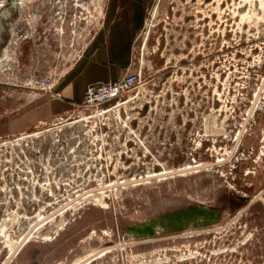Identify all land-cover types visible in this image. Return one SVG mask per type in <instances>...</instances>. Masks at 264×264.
<instances>
[{
	"label": "rangeland",
	"instance_id": "rangeland-1",
	"mask_svg": "<svg viewBox=\"0 0 264 264\" xmlns=\"http://www.w3.org/2000/svg\"><path fill=\"white\" fill-rule=\"evenodd\" d=\"M0 36V263L36 216L101 183L229 158L82 198L10 264L217 228L264 190V87L233 152L263 81L264 0H0ZM133 74L127 93L86 103ZM89 264H264V203Z\"/></svg>",
	"mask_w": 264,
	"mask_h": 264
},
{
	"label": "bare ground",
	"instance_id": "bare-ground-1",
	"mask_svg": "<svg viewBox=\"0 0 264 264\" xmlns=\"http://www.w3.org/2000/svg\"><path fill=\"white\" fill-rule=\"evenodd\" d=\"M263 80V81H262ZM262 82L259 83L258 87L256 88L255 92H254V96H253V99H254V102H252L253 106L251 107V109H248L247 110V119H245V124L247 121H249V118L251 117V114L254 110H256L258 107H259V103H260V95L262 93V90H263V87H264V75L261 79ZM245 124L243 126V128L237 132L236 136H235V142H236V147L240 141V139L242 138L243 136V131H244V127H245ZM36 133V132H35ZM34 135V134H33ZM77 138V137H76ZM235 145V144H234ZM234 147V146H233ZM236 147H234L236 149ZM231 150H229L226 154V156H228L230 154ZM234 152V151H233ZM231 155H232V152H231ZM230 156V155H229ZM224 157H221V158H218L217 162H222L224 161V159H222ZM204 163L202 162H198L196 164H188L187 166L185 167H182L180 168V170H190V169H194L196 167H200V166H203ZM178 169V168H177ZM173 171H176L174 169H164L163 171L161 172H154V173H150V174H146V175H141V176H138V177H132L130 179H124V180H121V181H115V182H112V183H109V182H106V183H101L99 184L98 186L96 185L97 188L101 189V190H104V189H110L118 184H121V183H127V182H130V181H138V180H141V179H151L152 177H159L158 180H164L166 178H164L165 175H167L168 173H171ZM198 171H194V173H197ZM192 173V172H191ZM188 173L186 174H183L181 176H184V175H187ZM186 177V176H185ZM170 179V178H169ZM159 182V181H158ZM139 185V184H138ZM103 192V191H102ZM84 191H78L73 197H70L68 198L67 200H65L64 202L58 204V206L56 208H54L53 210L56 211L57 209L61 208V207H64L60 214H63L65 213L66 211H68L69 209H71L73 207L72 202L80 197V195H83ZM105 195V194H104ZM91 196V195H89ZM88 197V196H86ZM85 198V197H84ZM91 198V197H90ZM89 198V199H90ZM93 198V197H92ZM253 198V197H252ZM94 199V198H93ZM99 200V199H98ZM260 201V200H259ZM262 203H264V196H262V199H261ZM90 202V201H89ZM103 202V201H102ZM95 205V204H93ZM103 205V204H102ZM98 206V205H97ZM104 206V205H103ZM73 209V208H72ZM53 212V211H52ZM51 213V212H50ZM50 213L48 214H39L38 216H36L35 220L30 224L28 230L22 234L13 244V247L10 249V252L6 255L5 259L0 263V264H8V262L10 261V259L12 258V256L19 250V248L24 244H27L30 242V240L32 239V235L33 233L38 230L41 226H43L44 224L48 223L49 221L45 222L46 221V217L48 215H50ZM52 220V219H51ZM38 226V227H37ZM37 227V228H36ZM36 228V229H35ZM42 228V227H41ZM35 230V231H34ZM34 231V232H33ZM36 238V237H35ZM23 245V246H24ZM120 245V244H118ZM108 246L106 247H103L101 249H97V251H94L92 252L91 254H88L87 256L83 257L82 260L76 262V264H89V263H84L86 262L87 259H90L91 257H93L96 253H100L101 251H105L104 249H106ZM111 251H106L105 253L101 254L100 256H98L96 259L98 258H101L103 257L104 255L110 253Z\"/></svg>",
	"mask_w": 264,
	"mask_h": 264
},
{
	"label": "water",
	"instance_id": "water-1",
	"mask_svg": "<svg viewBox=\"0 0 264 264\" xmlns=\"http://www.w3.org/2000/svg\"><path fill=\"white\" fill-rule=\"evenodd\" d=\"M235 147H236V145H235ZM234 150H235V148L233 149V151ZM228 159L229 158L225 159L222 162H217L216 161V162H213V163L204 164L203 166L196 167V168L190 169V170H180V169H178L176 171H173L171 173H168L167 175L164 176V178L181 176L183 174L191 173V172H194V171H201V170H205V169L214 168L216 166H219V165L224 164L226 161H228ZM158 179H159V177H152L151 179H141V180H138V181H130V182H127V183L118 184V185H116V186H114V187H112L110 189H118V188H124V187H127V186H135V185H138V184H142V183H146V182H150V181L158 180ZM105 190L106 189L101 190L99 188H94V189L87 190V191H85L83 193V195H80V197L76 198L72 202L71 205L77 203L79 200H81L82 198H84L86 196L92 195L94 193L102 192V191H105ZM262 196H264V190L261 191L258 195H256L254 199H252L229 222H227L223 226H220V227H217V228H212V229H207V230L193 231V232L181 233V234H176V235H169V236H164V237H158V238H151V239H145V240H140V241H134V242L124 243V244H121V245H110L106 249H104L105 251H101L100 253H96L93 257H91L90 259H87L86 262H84V263H91L92 261L96 260V258L98 256H100L101 254L105 253L106 251H112V250H115V249H118V248H125V247H133V246H139V245H146V244H152V243H157V242H162V241H170V240L182 239V238H186V237H198V236H203V235H207V234H211V233L223 231V230L227 229L229 226H231L239 217H241L255 202L261 200L262 199ZM63 208L64 207H61V208L57 209L56 211L51 212L50 215H48L46 217V221L45 222H47V221L51 220L52 218H54L55 216L59 215L60 212L62 210H64ZM23 245L12 256V258L10 259V261L8 262V264H10L11 261L14 259V257L20 252V250L23 248Z\"/></svg>",
	"mask_w": 264,
	"mask_h": 264
},
{
	"label": "built area",
	"instance_id": "built-area-1",
	"mask_svg": "<svg viewBox=\"0 0 264 264\" xmlns=\"http://www.w3.org/2000/svg\"><path fill=\"white\" fill-rule=\"evenodd\" d=\"M139 78V75L133 74L122 80L91 85L86 90L85 101L88 105L103 106L130 91L139 82Z\"/></svg>",
	"mask_w": 264,
	"mask_h": 264
},
{
	"label": "crops",
	"instance_id": "crops-1",
	"mask_svg": "<svg viewBox=\"0 0 264 264\" xmlns=\"http://www.w3.org/2000/svg\"><path fill=\"white\" fill-rule=\"evenodd\" d=\"M27 244H28V243H27ZM27 244H25V246H26Z\"/></svg>",
	"mask_w": 264,
	"mask_h": 264
},
{
	"label": "flooded vegetation",
	"instance_id": "flooded-vegetation-1",
	"mask_svg": "<svg viewBox=\"0 0 264 264\" xmlns=\"http://www.w3.org/2000/svg\"><path fill=\"white\" fill-rule=\"evenodd\" d=\"M0 38H1V36H0Z\"/></svg>",
	"mask_w": 264,
	"mask_h": 264
}]
</instances>
